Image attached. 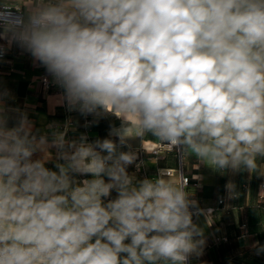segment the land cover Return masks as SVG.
<instances>
[{"label":"clouds","instance_id":"clouds-1","mask_svg":"<svg viewBox=\"0 0 264 264\" xmlns=\"http://www.w3.org/2000/svg\"><path fill=\"white\" fill-rule=\"evenodd\" d=\"M0 40L46 69L68 111L123 121L115 140H69L67 126L49 139L0 93V264L201 256L186 186L163 171L138 180L135 153L122 149L132 128L214 170L261 172L264 0H25L20 12L5 0ZM53 148L56 170L46 166ZM251 248L264 253L259 241Z\"/></svg>","mask_w":264,"mask_h":264},{"label":"crops","instance_id":"crops-1","mask_svg":"<svg viewBox=\"0 0 264 264\" xmlns=\"http://www.w3.org/2000/svg\"><path fill=\"white\" fill-rule=\"evenodd\" d=\"M0 2L4 4L5 0H0ZM24 2L25 0H7L8 5L17 7L21 11ZM0 41L6 48L5 58L0 62V93H8L6 103L9 106L27 113L33 123L34 131H39L41 134L47 133L51 139L52 128L59 126V130L63 131L67 126L66 139L69 140L78 139L81 134H86L89 142L104 138L117 139L115 136L110 137L109 132L113 128L122 126L121 118L111 113L100 116H82L77 111H68L62 100L63 90L54 82L46 69L15 43L9 47L6 41ZM43 78L49 82L48 87L42 84ZM87 121L90 122L89 127H85ZM11 123L12 121H10V126ZM129 135L131 136L127 141L128 146L122 150L134 152L135 156L141 157L145 165L149 159L151 168L156 171V174L159 175L161 171L167 169L178 168L175 153L161 152L157 156L151 154V151L161 143L154 136L146 134L142 138L136 137L132 128H129ZM50 151L53 159L46 166L56 170L54 168L57 162L56 150L53 148ZM181 155L182 172L189 179V185L185 190L190 195V199L196 202L195 207L191 209H214L211 215H202L197 221V224L201 223L204 228L205 245L202 264H225L222 249L216 251L215 237L219 238L220 242L229 240L248 243L246 246L249 247L254 242L260 241L255 234L244 235L237 232L233 235V239H230L229 236L223 238V235L219 233L223 226H233L235 230H238L243 222V211L264 210V176H261L264 175V167L261 172L252 174L246 171L233 172L230 169L221 172L201 163L195 156L189 157L182 152ZM39 156L40 154L37 153L34 158ZM128 172L135 175V172L131 171V165L128 167ZM137 176L140 180L141 176ZM167 177L176 184H180L177 173ZM82 178L84 177H80ZM229 181L235 185V192L232 195L226 188ZM115 196L116 193L113 191L109 199ZM220 197L224 198L223 205H218ZM250 249L252 264H259L262 256L256 255L255 250ZM193 262L195 263V259ZM261 263L264 264V262Z\"/></svg>","mask_w":264,"mask_h":264},{"label":"rangeland","instance_id":"rangeland-1","mask_svg":"<svg viewBox=\"0 0 264 264\" xmlns=\"http://www.w3.org/2000/svg\"><path fill=\"white\" fill-rule=\"evenodd\" d=\"M145 165L142 161L140 156H136V159L134 163L131 165V171L135 172V176L137 179L140 175L141 178H155L158 176L156 174V171L151 168V164L149 163V159L146 162ZM195 210V209H190ZM203 214H198L196 220L194 221L195 224H197L198 217H201ZM244 224V225H242ZM202 230L204 234V228L201 223L197 224ZM211 226H213L211 224ZM240 228L238 230H235L233 226H223L220 228V234L223 235V238L233 239V235L237 234H244V235H251L255 234L260 239V243L264 244V210L260 209H254V210H248L243 211V222L239 226ZM217 234V233H214ZM215 247H217L216 251H219L221 248L225 255V264H252L251 261V247L246 246L248 243H242V242H236V241H229L226 240L225 242H220L219 238H214ZM241 245H244L241 247ZM262 258L260 257V263L264 262V253L260 254ZM193 259H195V263L193 262ZM203 262V254L199 257L192 256L189 258V264H202Z\"/></svg>","mask_w":264,"mask_h":264},{"label":"built area","instance_id":"built-area-1","mask_svg":"<svg viewBox=\"0 0 264 264\" xmlns=\"http://www.w3.org/2000/svg\"><path fill=\"white\" fill-rule=\"evenodd\" d=\"M4 4H2L0 2V7H2ZM9 8L15 10L16 12H20L21 10L17 7H12L10 5H8ZM0 45H3V50H0V62H2L5 58V53H6V48L5 45L0 41ZM42 84L46 87H48L49 82L47 81V79L43 78L42 79ZM86 123H90L89 121H87ZM161 152H171V153H175L176 157H177V161H178V168L175 170H164L163 172L167 175V176H171L174 173H177L179 175V181L180 183L182 182L186 187L189 185V179L188 177H185L183 175L182 172V164H181V152L179 150L176 149H172L171 147H169L168 145L164 144V143H159L152 151L151 154L153 156H157L159 155ZM224 204V198L220 197L218 199V205H223ZM193 211L195 214L193 215V222L196 220L198 214H203V215H211L214 212V209H204V210H191ZM189 264V261H188Z\"/></svg>","mask_w":264,"mask_h":264}]
</instances>
